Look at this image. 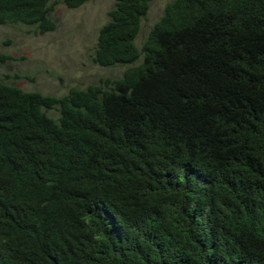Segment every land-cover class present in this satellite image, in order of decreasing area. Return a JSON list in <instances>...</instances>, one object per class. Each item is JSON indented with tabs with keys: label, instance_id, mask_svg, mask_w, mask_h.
<instances>
[{
	"label": "trees",
	"instance_id": "obj_1",
	"mask_svg": "<svg viewBox=\"0 0 264 264\" xmlns=\"http://www.w3.org/2000/svg\"><path fill=\"white\" fill-rule=\"evenodd\" d=\"M152 1L99 30L122 76L61 97L0 79V264H264V0L170 1L139 47ZM54 10L0 0V25L46 34Z\"/></svg>",
	"mask_w": 264,
	"mask_h": 264
},
{
	"label": "rangeland",
	"instance_id": "obj_2",
	"mask_svg": "<svg viewBox=\"0 0 264 264\" xmlns=\"http://www.w3.org/2000/svg\"><path fill=\"white\" fill-rule=\"evenodd\" d=\"M57 1L50 0L57 23L52 32L36 35L24 24L0 25V53L16 58L0 65V79L24 91L61 97L73 87L86 88L102 78L122 76L129 65L102 66L93 61L99 30L109 21L116 0H88L79 8ZM170 1H152L136 39L139 47ZM48 114L59 115L56 110Z\"/></svg>",
	"mask_w": 264,
	"mask_h": 264
}]
</instances>
